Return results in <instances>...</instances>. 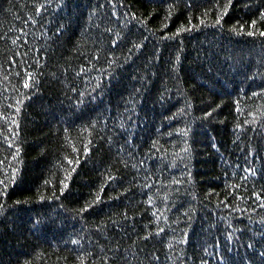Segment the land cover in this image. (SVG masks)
Segmentation results:
<instances>
[{
	"label": "trees",
	"instance_id": "1",
	"mask_svg": "<svg viewBox=\"0 0 264 264\" xmlns=\"http://www.w3.org/2000/svg\"><path fill=\"white\" fill-rule=\"evenodd\" d=\"M0 264H264V0H0Z\"/></svg>",
	"mask_w": 264,
	"mask_h": 264
}]
</instances>
